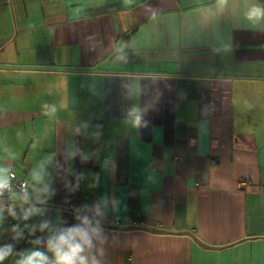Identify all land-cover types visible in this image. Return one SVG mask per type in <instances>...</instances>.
Instances as JSON below:
<instances>
[{
  "label": "crops",
  "instance_id": "obj_1",
  "mask_svg": "<svg viewBox=\"0 0 264 264\" xmlns=\"http://www.w3.org/2000/svg\"><path fill=\"white\" fill-rule=\"evenodd\" d=\"M253 5L264 0H0V164L33 200L30 173L43 165L54 192L20 228L46 240L39 224L75 226L116 196L101 222L105 264H264V21L246 18ZM133 105L147 127L125 123ZM70 146L98 156L69 161ZM11 227H0V246L14 244L3 264L37 247Z\"/></svg>",
  "mask_w": 264,
  "mask_h": 264
},
{
  "label": "clouds",
  "instance_id": "obj_2",
  "mask_svg": "<svg viewBox=\"0 0 264 264\" xmlns=\"http://www.w3.org/2000/svg\"><path fill=\"white\" fill-rule=\"evenodd\" d=\"M246 18L249 21H264V6L253 5L246 13ZM134 89H130L129 96L134 95ZM47 109L43 114L55 115L56 107L54 105H44ZM125 123L134 129L147 127L148 121L144 119V109L137 105L131 106L126 113ZM89 127L87 123L77 127L76 131L79 133ZM95 141H99L102 132L97 126V129L90 133ZM77 155L80 156L82 162H87L98 156V153L89 152L84 153L79 148L70 146L67 153V159L73 160ZM10 158H14V154H10ZM49 157V161H51ZM103 167L106 171H115V165L110 160L103 162ZM71 171V170H69ZM31 179L34 182L32 185L35 193L34 200L31 199L32 193L28 191L27 182L22 185L19 193L13 190L12 180L15 179V174L11 171V166H3L0 164V200L5 197V194H10L12 203L8 205L0 204V227L5 221V212L14 220L27 221L32 216L42 215L43 210L36 206V204H44L54 192L51 188V182L46 180L49 175L43 165L38 169L33 170ZM85 179L83 173L76 174V183H66L65 187L69 191H76L79 187V182ZM93 184L90 187H96L99 184L100 176L97 174L92 177ZM42 185V187H38ZM27 205V207H25ZM112 210L118 211L121 201L116 196H107L101 198L91 209L95 215L90 219L89 216L83 217L77 215L76 219L80 221L79 224L72 227H56L50 228L49 222L45 221L38 226L40 232L48 229L50 234L47 239L38 237L31 243L35 246L43 245L41 247H33L25 251L15 253L19 259L15 264H105L106 250L105 245L108 243V235L101 227L103 217L106 215L109 206ZM19 210V215L17 214ZM85 210L89 209L88 205L84 206ZM80 212V209H77ZM96 217H100L97 219ZM24 229L29 230V234H34L37 231L36 226L24 225ZM24 229L20 228L19 224H14L11 227V232L14 233L12 239L18 241L24 236ZM14 254V244H5L0 246V264ZM51 254V255H49Z\"/></svg>",
  "mask_w": 264,
  "mask_h": 264
},
{
  "label": "built area",
  "instance_id": "obj_3",
  "mask_svg": "<svg viewBox=\"0 0 264 264\" xmlns=\"http://www.w3.org/2000/svg\"><path fill=\"white\" fill-rule=\"evenodd\" d=\"M26 181L24 180H17L16 178L14 180H12V185H13V190L16 192V193H19L22 189V185L25 184ZM2 201L4 202L5 205H8V204H11L12 203V199L10 198V194H5V197L2 199ZM5 218H6V223L10 226L14 225V224H17V222L10 216L7 215V212L5 214ZM107 224H111V225H119L118 222H112V221H108L107 220ZM27 233H28V236L30 238H34L36 239L37 238V235L36 233L34 234H29V230L28 229H24ZM37 247H41V245L37 246Z\"/></svg>",
  "mask_w": 264,
  "mask_h": 264
}]
</instances>
